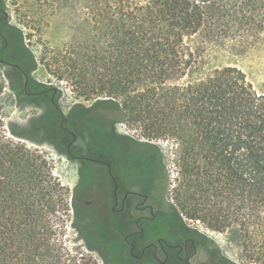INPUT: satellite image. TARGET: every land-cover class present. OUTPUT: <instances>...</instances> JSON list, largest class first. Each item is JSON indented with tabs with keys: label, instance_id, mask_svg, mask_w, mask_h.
Listing matches in <instances>:
<instances>
[{
	"label": "trees",
	"instance_id": "trees-1",
	"mask_svg": "<svg viewBox=\"0 0 264 264\" xmlns=\"http://www.w3.org/2000/svg\"><path fill=\"white\" fill-rule=\"evenodd\" d=\"M35 1L39 15L48 6L58 17L67 7L72 20L67 40L44 47L45 70L84 100L117 101L115 122L130 124L142 138L116 134L103 119L91 127L90 144L145 170L154 211L227 231L264 264V92L239 67L208 68L204 58L209 42L236 36L244 42L264 32V0ZM2 10L0 264H101L93 250L102 264H142L115 247L93 245L76 199L82 171L72 190L46 151L8 128L10 95L38 96L45 109L35 128L62 147L54 89L32 77L37 60L24 42L28 34ZM70 227L81 246H67ZM218 264L237 263L220 258Z\"/></svg>",
	"mask_w": 264,
	"mask_h": 264
},
{
	"label": "rangeland",
	"instance_id": "rangeland-1",
	"mask_svg": "<svg viewBox=\"0 0 264 264\" xmlns=\"http://www.w3.org/2000/svg\"><path fill=\"white\" fill-rule=\"evenodd\" d=\"M0 8L8 16L11 24L21 27L24 35L28 34L25 36L24 42L37 60V67L32 72V77L37 82L51 85L54 89L55 101L63 117V121L58 123V127L63 128L62 147L59 148L45 142L43 132L35 128L37 117L45 109V105L39 100L37 101L38 96L18 100L15 95H10L6 103L7 126L14 132L25 134L27 137L26 141L38 145L46 151L54 162L56 174L72 190L79 183L82 171V183L78 185L76 199L81 208H83L86 206L85 202L97 192L99 167L97 164L82 162L73 157L76 154H81L87 158H102L110 162L113 170L118 163L116 156L113 154V149L103 151L90 144V129L96 126L95 121L105 119L116 134L128 139H139L141 136L138 130L130 124L115 122L119 116L117 101L101 98L84 100L78 97L65 81H60L49 74L39 62L45 46L51 47L56 42L65 41L72 34V20L70 10L67 7H63L62 13H59L58 17H54L51 14V9L48 6L43 7L42 14L39 15L35 10L40 8V5L35 0H0ZM197 38L198 42L202 40L200 36H197ZM204 58L206 60L205 66L208 68L222 65L239 67L245 72L253 87L259 93L264 92V32H260L255 37H247L244 42H241L237 36L234 38L225 37L213 43L209 42ZM5 68L3 67V69ZM6 82L8 83V79H6ZM158 142L164 150L168 149L166 141L159 140ZM86 177L90 178V180H87ZM95 208L97 209L96 205ZM100 210L103 213L105 209L101 208ZM113 220L116 221L114 218ZM92 221L99 224L103 222L101 214H98L96 210ZM164 221L165 219L163 218H157L153 223V227L161 228L163 232L170 236L176 231L177 226L175 223L166 226ZM181 222L203 237H201L202 246L193 260L203 264H218L220 258H225L237 264H259L250 259L249 254L244 251V246H241L240 241L227 231L218 232L206 227L198 220L188 218H182ZM97 227L99 228V226ZM107 236L110 245L111 240H114V236L111 233L107 234ZM76 238L77 232L74 228H68L65 236L67 246H79L82 244L81 241L77 242ZM99 242L103 249L106 250L109 247L104 246L105 241L102 238H100ZM117 243L112 247L117 248L123 256L132 257L133 261L142 264H161L150 253L141 258L135 257V259L134 256L129 254V247L126 244L121 241ZM91 254L101 264L103 263L98 251L93 250ZM169 263L178 264L180 261L170 260Z\"/></svg>",
	"mask_w": 264,
	"mask_h": 264
},
{
	"label": "flooded vegetation",
	"instance_id": "flooded-vegetation-1",
	"mask_svg": "<svg viewBox=\"0 0 264 264\" xmlns=\"http://www.w3.org/2000/svg\"><path fill=\"white\" fill-rule=\"evenodd\" d=\"M84 160L99 167L97 192L82 208L83 226L94 246H101L100 238L105 241L104 246H115L121 241L129 247L132 256L141 258L150 253L161 264L170 260L180 261L178 264H203L193 260L202 246L201 236L183 225L181 219L154 211L143 168L135 167L133 160L125 156L120 159L116 156L118 163L114 170L105 159L85 157ZM101 208L105 209L103 213ZM95 210L102 216L101 224L92 221ZM157 218L165 219L166 226L175 223L176 231L168 236L161 228H154ZM110 233L114 240L109 245L107 234Z\"/></svg>",
	"mask_w": 264,
	"mask_h": 264
}]
</instances>
